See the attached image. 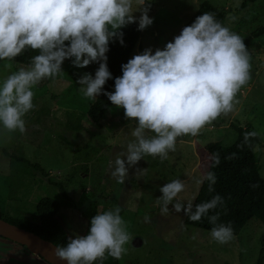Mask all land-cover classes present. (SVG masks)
Masks as SVG:
<instances>
[{"label":"rangeland","instance_id":"1","mask_svg":"<svg viewBox=\"0 0 264 264\" xmlns=\"http://www.w3.org/2000/svg\"><path fill=\"white\" fill-rule=\"evenodd\" d=\"M200 1L149 0L148 14L153 23L142 31L130 59L149 47L153 53L163 50L183 25L195 18ZM209 1L226 12L225 26L242 39L264 25V0L248 4L242 11L241 0ZM134 15L139 17L140 13ZM249 50L251 78L237 93L234 110L206 125L195 137H178L176 150L169 152L167 159L142 158L129 168L123 184L117 183L111 172L116 157L125 153L127 144L135 139L131 135L135 122L125 119L122 108H114L107 112L100 127L94 126L87 117L90 99L83 96L80 85L74 87L85 74L83 68L63 62V75L45 79L32 89L34 108L24 117L26 131L8 132L0 127V183L9 176L11 179L8 192L1 195L4 188L0 193L1 211L12 218L30 216L41 201L55 198L61 202L59 217L75 237L84 235L97 212L119 206L132 237L120 264H255L259 237L264 231L258 219L248 221L232 241L219 244L210 234L186 228L183 211L177 213L170 204L168 212L162 214V202H157L162 196L160 187L180 179L185 188L172 203H193L211 165L205 145L214 141L232 144L236 139L234 126H251L259 136L257 151L264 178V35L253 40ZM5 63L11 62H0V80L23 67L11 63L9 69ZM11 156L24 157L42 171L28 167L27 179L20 180L24 175L12 172ZM137 169L146 171L137 176ZM58 183L72 201L63 199L55 185ZM146 215L150 222H144ZM0 264L45 263L22 246L0 238Z\"/></svg>","mask_w":264,"mask_h":264},{"label":"clouds","instance_id":"2","mask_svg":"<svg viewBox=\"0 0 264 264\" xmlns=\"http://www.w3.org/2000/svg\"><path fill=\"white\" fill-rule=\"evenodd\" d=\"M149 0H0V61L11 62L25 50L38 52L29 65L0 80V127L8 132L26 131L24 117L33 108V88L45 79L63 75V62L70 60L76 68L98 63L94 77L82 75L76 83L85 98L95 100L101 94L124 117L135 122L126 152L114 161L112 177L123 184L129 168L146 156L168 158L176 150L178 137L197 136L221 115L234 110L237 93L250 80V56L243 39L203 13L163 50L146 48L121 65L122 75L114 80V91L104 90L112 79L107 65L109 43L124 44L122 28L136 23L143 31L153 23ZM139 12V17L134 13ZM11 68V63H5ZM149 133L151 135H149ZM256 132L245 133V142ZM256 150H259L257 147ZM216 162H219L218 157ZM146 169H137L143 175ZM209 190L214 173L207 174ZM185 188L180 179L160 187L161 212L169 205L192 222L200 221L209 210L223 203L217 194L211 201L185 206L172 203ZM119 206L97 212L90 220L86 235L69 238L65 246L55 248L54 255L67 264H96L105 255L122 258L131 240ZM218 215L209 217L214 225L211 239L226 244L234 239L231 225L217 224ZM144 222H150L145 216ZM195 239V236L193 237Z\"/></svg>","mask_w":264,"mask_h":264},{"label":"trees","instance_id":"3","mask_svg":"<svg viewBox=\"0 0 264 264\" xmlns=\"http://www.w3.org/2000/svg\"><path fill=\"white\" fill-rule=\"evenodd\" d=\"M256 1L241 0L239 10H244L248 4L255 3ZM203 13H212L216 20L222 23L223 26L227 22V16L224 10L216 7L209 0H201L195 18L187 21L183 27L190 25L196 17ZM137 27L138 25L133 23L120 30L124 34L123 45L119 43V40L109 43L110 50L106 54L108 57L107 65L113 78L106 82L104 86L105 91H114V80L116 77L122 75L121 65L127 63L130 59L142 35V31H138ZM183 27L177 35L180 34ZM262 35H264V25L243 39L249 56H251L249 50L251 42ZM37 54L38 52L27 49L12 60L11 63L27 67L31 57ZM64 62L69 63L71 61L65 60ZM98 67L99 64L94 62L83 68V71L85 74L88 73L94 77ZM71 75L77 78V75L72 73ZM74 87H78L76 82L74 83ZM114 108L116 107L111 104L107 97L101 94L95 100H90L87 117L94 126L100 127L101 121L105 118L107 112ZM234 131L236 133V139L232 144L214 141L205 145L211 165L204 176L192 205L194 211L195 205L211 201L217 194L223 198V203L209 210L200 221L192 222L186 215L183 219V224L186 228L200 230L204 235L210 234V230L214 226L209 223V217L212 215H218L217 224H230L234 231V237L241 233L248 221L252 218L258 219L264 226V178L260 174L261 157L256 150L260 144V138L256 135L255 137H249L248 141L245 142V133L255 132L251 126L245 128L234 126ZM4 153L8 155L6 152ZM217 157L219 159L218 163L216 162ZM28 167L36 171H42V168L38 164H31L23 157L11 156L12 172L29 171ZM210 172L215 175V183L212 185L211 191L209 190L210 182L206 178ZM55 185L65 201H72L63 185L59 183ZM60 208L61 202H58L55 198H46L36 206L34 213L30 216L25 215L26 217L20 216L12 218L9 214L3 213L0 207V219L31 231L41 238L52 242L57 247H60L65 246L69 238H74L70 234L71 232L68 226L59 217ZM89 228L90 223H88L84 235L87 234ZM0 238L4 239L2 237ZM259 244L260 251L255 264H264V231L259 237ZM96 264H120V262L119 259H115L106 254L105 258L102 261L98 260Z\"/></svg>","mask_w":264,"mask_h":264},{"label":"water","instance_id":"4","mask_svg":"<svg viewBox=\"0 0 264 264\" xmlns=\"http://www.w3.org/2000/svg\"><path fill=\"white\" fill-rule=\"evenodd\" d=\"M0 237L25 247L45 264H67L54 255L57 246L52 242L3 219H0Z\"/></svg>","mask_w":264,"mask_h":264},{"label":"crops","instance_id":"5","mask_svg":"<svg viewBox=\"0 0 264 264\" xmlns=\"http://www.w3.org/2000/svg\"><path fill=\"white\" fill-rule=\"evenodd\" d=\"M137 44H138V43H137ZM4 152H6V151H4ZM8 156H9V155H8ZM23 158H24V157H23ZM25 159H26V158H25ZM30 163H31V162H30ZM31 164H32V163H31ZM10 166H11V162H10ZM15 173H17L18 176H20V175H24V176H20V180H22V179H27L26 176L30 174V172H27V171H21L20 173H22V174H19V171H18V172H15ZM31 174H32V173H31ZM9 175H10V174H9ZM33 175H34V174H33ZM9 180H11V179H10V176L7 177V178L4 180L3 183H0V193H1L2 190H4V188H5V191H3V192L1 193V195H2V194H5V193L8 192L7 188H8ZM5 183H6V186H5ZM6 191H7V192H6Z\"/></svg>","mask_w":264,"mask_h":264}]
</instances>
